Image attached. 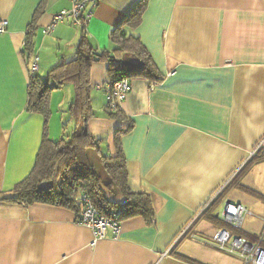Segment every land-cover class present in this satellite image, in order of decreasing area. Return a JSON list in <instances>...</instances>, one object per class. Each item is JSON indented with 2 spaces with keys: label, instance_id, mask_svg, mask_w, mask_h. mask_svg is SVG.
I'll return each mask as SVG.
<instances>
[{
  "label": "crops",
  "instance_id": "obj_1",
  "mask_svg": "<svg viewBox=\"0 0 264 264\" xmlns=\"http://www.w3.org/2000/svg\"><path fill=\"white\" fill-rule=\"evenodd\" d=\"M140 1L100 0L86 28L92 47L111 50V32ZM71 7L72 0H0L7 23L0 34V264H244L202 239L221 228L212 217L221 219L218 207L231 202L253 213L243 233L264 241V201L233 185L251 154L264 150V0H148L141 24L128 33L141 38L162 80H130L123 120L106 106L107 64H93L88 131L113 156L122 133L129 186L147 194L154 210L150 218L123 219L118 237L108 230L94 246L73 210L5 201L33 170L45 125L51 140L76 126L71 82L52 91L47 123L27 109V55L38 56L44 80L74 58L81 28L66 20L44 33ZM239 183L264 197V161Z\"/></svg>",
  "mask_w": 264,
  "mask_h": 264
},
{
  "label": "trees",
  "instance_id": "obj_2",
  "mask_svg": "<svg viewBox=\"0 0 264 264\" xmlns=\"http://www.w3.org/2000/svg\"><path fill=\"white\" fill-rule=\"evenodd\" d=\"M147 3L148 0H141L121 24L113 29L110 35L111 50L98 52L89 41L86 28H81L82 36L72 60L53 67L47 80L37 74L31 76L27 109L42 114L46 123L51 115L49 99L52 91L68 82L74 84L76 97L69 106V113L75 120L76 126L71 134L54 141L49 138L48 128L45 125L33 170L15 187L14 197L5 201L25 206L37 203L59 206L73 210L78 216L81 205L75 201V198L77 195L86 194L98 211L106 216L115 212L120 213L121 219L136 216L150 218L154 215L149 196L145 193H136L129 186L127 162L121 145L122 133L116 138V154L113 156L103 153L100 141L88 131V122L93 117L91 70L96 58L97 61L107 64L111 85L124 78L130 80L145 78L156 83L162 80V75L141 38L128 33L129 29H135L141 24ZM42 10L43 7L40 6L35 13L29 34L31 36L34 34V24ZM28 49L30 51L31 48ZM32 56L31 52L27 55L29 64ZM109 116L125 119L120 111L109 112ZM262 161H264V150L252 156L233 185L242 192L264 201L262 195L239 183L256 163ZM95 163L102 167L104 175L96 171ZM118 197L122 198L123 202H120ZM212 221L219 222L221 227L229 228L218 217H212ZM234 232L252 242L261 241L264 247L263 234L253 236L243 231ZM187 261L199 264L193 260L187 259Z\"/></svg>",
  "mask_w": 264,
  "mask_h": 264
},
{
  "label": "built area",
  "instance_id": "obj_3",
  "mask_svg": "<svg viewBox=\"0 0 264 264\" xmlns=\"http://www.w3.org/2000/svg\"><path fill=\"white\" fill-rule=\"evenodd\" d=\"M99 2L100 0H72V7L56 14L51 23L45 27L44 33L51 34L66 20H71L73 25L79 28H87L92 18V9L98 6ZM6 26L7 23L0 20V34L6 31ZM29 65L31 76H35L39 71V58L36 54H33ZM130 91L131 83L127 78L106 86L108 111L119 112ZM255 154L256 151L251 154V157ZM75 201L81 205L77 223L92 231L93 246L100 240L106 239L108 230H112L115 237L119 236L123 220L119 212L110 216L101 214L86 194L77 195ZM252 215L253 213L243 204L225 202L220 216L222 222L229 228L221 227L209 239H202V241L223 253L238 257L244 264H264V247L261 241L252 242L234 232L243 231L245 220Z\"/></svg>",
  "mask_w": 264,
  "mask_h": 264
},
{
  "label": "rangeland",
  "instance_id": "obj_4",
  "mask_svg": "<svg viewBox=\"0 0 264 264\" xmlns=\"http://www.w3.org/2000/svg\"><path fill=\"white\" fill-rule=\"evenodd\" d=\"M64 122H65V118H64ZM63 125H64V123H63ZM71 133V128H69L68 130L66 129L65 130V135H69ZM61 137H59V138H56V140H54V141H57V140H59ZM53 140V139H52ZM95 168H96V171L100 174V175H104V170L102 169V167L98 164V163H95ZM223 207H224V204H220V206L218 207V212H222V210H223Z\"/></svg>",
  "mask_w": 264,
  "mask_h": 264
},
{
  "label": "water",
  "instance_id": "obj_5",
  "mask_svg": "<svg viewBox=\"0 0 264 264\" xmlns=\"http://www.w3.org/2000/svg\"><path fill=\"white\" fill-rule=\"evenodd\" d=\"M98 59L96 58L95 61H97ZM228 203H231V202H228Z\"/></svg>",
  "mask_w": 264,
  "mask_h": 264
}]
</instances>
